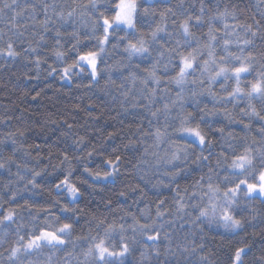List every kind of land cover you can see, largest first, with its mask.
Masks as SVG:
<instances>
[{"label": "snow or ice", "instance_id": "snow-or-ice-1", "mask_svg": "<svg viewBox=\"0 0 264 264\" xmlns=\"http://www.w3.org/2000/svg\"><path fill=\"white\" fill-rule=\"evenodd\" d=\"M17 66L44 82L21 100L58 78L138 119L101 136L74 115L98 122L95 103L73 105L71 122L0 117L20 125L0 135V264H217L210 230L226 264H246L250 237L264 240V0H0V69ZM33 123L59 131L46 150L28 143ZM125 176L136 183L92 207Z\"/></svg>", "mask_w": 264, "mask_h": 264}, {"label": "trees", "instance_id": "trees-1", "mask_svg": "<svg viewBox=\"0 0 264 264\" xmlns=\"http://www.w3.org/2000/svg\"><path fill=\"white\" fill-rule=\"evenodd\" d=\"M223 2H227V0H223ZM248 2H250V0H245V3ZM241 6L243 7V5ZM49 62H51V60ZM13 71L15 72V75H12ZM23 71L24 69H21L18 66L10 68L8 70L0 69V117L14 114L16 116H23L27 121L30 118L34 119L35 116H39L41 113L50 112L52 114V119L59 120L63 116V118L69 119V121L71 122V116L69 115V113L72 112L73 105L79 104L82 108H84L89 103H95L97 107L89 109V111L93 116L100 115L101 119L98 122L91 121L90 118L87 117V114L85 112L74 113L76 120L79 123H84L86 119H89V133H92L95 129H99V134L103 136L105 129L111 131L113 130V128H123L125 130V133L127 134L129 126H131L133 129L135 128L134 121L138 118H134L124 113L117 115V112H119V106L117 105L114 109L109 98L104 97L103 103H101V100L97 99V96L93 95V93L88 92V94L85 95V89H76L73 87L71 91H69L68 87L65 86L63 82H60L58 78L49 79L48 82L52 84V87L45 88V91L41 93V96L36 101H33L31 99V95H29L28 98L21 100V93L23 91L30 90L33 87V84H37V90H39L40 87H44L43 79L38 83L23 79ZM57 89H60V91L57 92ZM64 93H67V95H65ZM17 105H19V108L16 107ZM20 109H26L27 111L22 113L20 112ZM30 113L33 114L32 117L29 116ZM18 126L20 125L16 120H13L12 125H10L9 127L0 124V135L8 131L11 127ZM31 128L32 131L27 134L28 143H38L41 145V148L45 150L49 145L54 144L57 136L59 135V131H54V129L56 128L55 125H49L45 133L40 132V127L38 124H31ZM82 132L83 130H81V133ZM109 143L113 146H120L122 143H126V141L122 140V138L120 137H117ZM55 150L56 149H54V151ZM33 154L35 155V153ZM53 163H58V161L54 160ZM49 171H51V169H49ZM121 171L123 172L124 169H121ZM59 175L60 173L57 172L55 175L49 176L47 178V181L49 183L46 184L45 195L34 197L36 201L43 202L45 199H47V187H51L50 182L55 181L57 176ZM76 177L83 178L80 176L79 171L76 173ZM135 183V179L125 176L117 180L115 184L109 183L108 187L104 188L103 190L97 188L96 191L92 193V196L88 197V199L92 200L93 208H95L99 204L102 210V198L111 197L115 199V193L117 190H126L125 185ZM82 190L85 191L86 195L89 191H91V189H87L86 186ZM133 198V195L130 194L127 201L124 202V206L127 207L128 205H131ZM61 202L65 203V200L61 198ZM79 206L84 207V203H81ZM257 207H260V205L257 204ZM132 210H136L135 206H133ZM87 211L88 209L85 208V212ZM168 231L173 233V247H175L177 243L185 242L183 239L184 232L179 228V222H177L175 228H169ZM252 231V228L248 229L249 233H251ZM256 231H259V229L257 228ZM250 240L253 244V247L252 251L246 257V264H251L253 254H258L259 250L261 248H264V240H261L259 236L255 238L250 237ZM205 243L206 248L213 254L212 259H214L217 264H226L227 250L221 241L220 235L217 234V230L206 231ZM161 247L163 250V245ZM138 257L139 253L136 252L130 259L135 260Z\"/></svg>", "mask_w": 264, "mask_h": 264}]
</instances>
